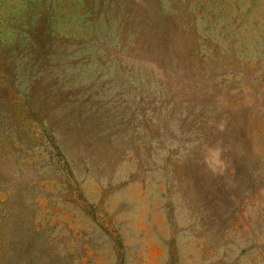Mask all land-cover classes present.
I'll use <instances>...</instances> for the list:
<instances>
[{
    "label": "rangeland",
    "instance_id": "374dc122",
    "mask_svg": "<svg viewBox=\"0 0 264 264\" xmlns=\"http://www.w3.org/2000/svg\"><path fill=\"white\" fill-rule=\"evenodd\" d=\"M0 264H264V0H0Z\"/></svg>",
    "mask_w": 264,
    "mask_h": 264
}]
</instances>
